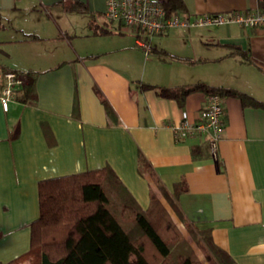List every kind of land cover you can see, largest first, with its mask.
I'll return each mask as SVG.
<instances>
[{"label":"crops","instance_id":"1","mask_svg":"<svg viewBox=\"0 0 264 264\" xmlns=\"http://www.w3.org/2000/svg\"><path fill=\"white\" fill-rule=\"evenodd\" d=\"M72 1L86 9H69ZM182 2L180 12L191 17L261 5ZM105 8L106 0H0V68L38 72L35 104L12 95L5 111L0 99V262L30 250L42 179L110 165L147 208L150 180L138 169L142 152L171 191L186 180L179 204L189 220L212 226L214 240L237 264H264V108L221 97L225 124L216 150L210 148L217 155L196 158L193 146L208 140H176L175 127L184 112L189 122L198 121L208 95L194 91L180 104L137 86L223 85L264 101V28L174 26L151 38L174 56L164 60L137 48L121 21L100 32ZM20 77L26 82V74ZM102 97L117 122H108Z\"/></svg>","mask_w":264,"mask_h":264},{"label":"trees","instance_id":"2","mask_svg":"<svg viewBox=\"0 0 264 264\" xmlns=\"http://www.w3.org/2000/svg\"><path fill=\"white\" fill-rule=\"evenodd\" d=\"M168 13L184 10L182 0H162ZM69 9L85 10L77 1ZM99 29L109 32L105 27ZM239 47H237L238 49ZM162 59H173L152 45ZM185 59V58H183ZM8 69L0 68V72ZM26 74V82L16 84L12 95L23 104L37 102V71L13 70ZM3 82L0 80V90ZM142 90L153 89L159 96L180 104L194 91L222 98L234 96L244 106L264 108L257 97L223 85L195 83L174 87L140 81ZM108 122H117L112 104L102 97ZM19 128L10 135L14 139ZM208 141L192 148L194 157L216 156ZM217 158V157H216ZM138 169L150 180V204L143 208L110 165L39 181L40 214L31 223L30 250L22 257L0 264H237L227 249L214 240L212 226L189 220L179 197L187 191L185 179L171 191L146 158L139 152Z\"/></svg>","mask_w":264,"mask_h":264},{"label":"built area","instance_id":"3","mask_svg":"<svg viewBox=\"0 0 264 264\" xmlns=\"http://www.w3.org/2000/svg\"><path fill=\"white\" fill-rule=\"evenodd\" d=\"M259 1L261 5L247 10L213 12L191 17L187 12L168 13L162 0H106L104 15L110 21H121L134 33L136 47L148 55L152 52V36L174 26L189 28L236 23L242 27L264 28V0ZM0 80L3 82L0 99L3 109L7 111L13 87L21 84L22 78L13 70H6L0 72ZM224 124L223 100L218 94H210L200 111L198 121L189 122L186 112L183 113V120L175 127V137L176 140H181L203 136L215 151Z\"/></svg>","mask_w":264,"mask_h":264},{"label":"rangeland","instance_id":"4","mask_svg":"<svg viewBox=\"0 0 264 264\" xmlns=\"http://www.w3.org/2000/svg\"><path fill=\"white\" fill-rule=\"evenodd\" d=\"M45 12H42L41 16L42 18H49L48 15L44 14ZM47 16V17H46Z\"/></svg>","mask_w":264,"mask_h":264}]
</instances>
